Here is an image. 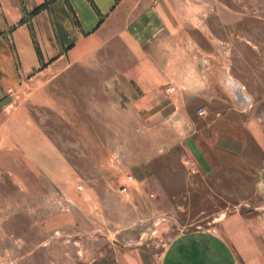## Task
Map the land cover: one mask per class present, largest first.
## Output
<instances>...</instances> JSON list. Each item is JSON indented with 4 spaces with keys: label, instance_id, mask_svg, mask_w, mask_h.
<instances>
[{
    "label": "rangeland",
    "instance_id": "obj_1",
    "mask_svg": "<svg viewBox=\"0 0 264 264\" xmlns=\"http://www.w3.org/2000/svg\"><path fill=\"white\" fill-rule=\"evenodd\" d=\"M211 4L213 13L175 24L195 34L205 86L186 93L191 124L175 103L117 109L95 124L92 103L59 75L71 62L0 108V264H264V0ZM124 47L81 67L125 68ZM205 127L210 138H242L245 151L226 153L207 136L197 152L189 136Z\"/></svg>",
    "mask_w": 264,
    "mask_h": 264
},
{
    "label": "crops",
    "instance_id": "obj_2",
    "mask_svg": "<svg viewBox=\"0 0 264 264\" xmlns=\"http://www.w3.org/2000/svg\"><path fill=\"white\" fill-rule=\"evenodd\" d=\"M188 2L187 6L181 0H0V108L30 80L56 64L71 62L77 67L61 69L59 75L66 80L67 92L76 90L92 103L95 124H110L106 119L117 109L149 113L173 103L186 125L191 124L184 112L190 102L186 93L205 86L199 85V59L191 47L195 34L183 35L176 29L182 28V19L191 22L190 13L210 14L214 8L211 0ZM205 30V40L208 33L212 44V27L206 20ZM112 45L125 46L132 63L116 71L81 67L86 61L104 59L103 51ZM168 85L178 94L166 95ZM194 133L201 137L194 141L189 136L188 143L197 152L206 146L207 136L210 146L226 153L240 155L246 149L245 140L228 133L210 138L206 127Z\"/></svg>",
    "mask_w": 264,
    "mask_h": 264
},
{
    "label": "built area",
    "instance_id": "obj_3",
    "mask_svg": "<svg viewBox=\"0 0 264 264\" xmlns=\"http://www.w3.org/2000/svg\"><path fill=\"white\" fill-rule=\"evenodd\" d=\"M206 111L204 110V109H202V110H200V112H199V114L201 115V116H203V115H206ZM131 179H133V177H130Z\"/></svg>",
    "mask_w": 264,
    "mask_h": 264
}]
</instances>
